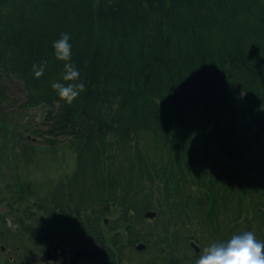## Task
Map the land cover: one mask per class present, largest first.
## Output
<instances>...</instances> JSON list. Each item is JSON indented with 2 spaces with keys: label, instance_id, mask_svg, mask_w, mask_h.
Wrapping results in <instances>:
<instances>
[{
  "label": "trees",
  "instance_id": "obj_1",
  "mask_svg": "<svg viewBox=\"0 0 264 264\" xmlns=\"http://www.w3.org/2000/svg\"><path fill=\"white\" fill-rule=\"evenodd\" d=\"M61 33L85 85L71 105L51 87L63 82ZM11 84L21 108H48L50 134L77 155L48 191L16 177L5 201L44 216L53 206L144 211L159 186L176 212L201 204L188 207L192 221L216 242L245 231L264 242V0H0V107ZM15 114L2 121L6 143L25 129ZM89 175L99 183L87 195ZM16 231L0 214V242Z\"/></svg>",
  "mask_w": 264,
  "mask_h": 264
},
{
  "label": "flooded vegetation",
  "instance_id": "obj_2",
  "mask_svg": "<svg viewBox=\"0 0 264 264\" xmlns=\"http://www.w3.org/2000/svg\"><path fill=\"white\" fill-rule=\"evenodd\" d=\"M1 203L5 204L7 224L13 231L17 229L12 235L17 253L9 255L16 260L13 264H123V260L127 264H195L212 239L209 226L181 219L172 209L53 206L45 208L44 216L36 208L21 209L14 200ZM116 210L127 214L123 217L127 223H114ZM149 211L153 215H147ZM147 218L157 222L142 223ZM23 220L27 232L20 231ZM119 224L123 225L118 228ZM19 243L26 245V252L18 254ZM124 247L127 255L121 253ZM0 250L8 252L1 243Z\"/></svg>",
  "mask_w": 264,
  "mask_h": 264
},
{
  "label": "rangeland",
  "instance_id": "obj_3",
  "mask_svg": "<svg viewBox=\"0 0 264 264\" xmlns=\"http://www.w3.org/2000/svg\"><path fill=\"white\" fill-rule=\"evenodd\" d=\"M7 96V102L0 107V150L2 151V159H0V200L8 198L10 193L6 191L8 190L6 186L9 183L11 184L16 177H19L22 183L31 181L38 184L40 188H42L41 192L48 191L50 187H54L58 181L65 177L67 178L68 175L74 171L77 155L73 148L67 143L68 137L56 139L50 134V127L48 123L44 121V116L48 110L46 106L21 108L20 104L23 95L20 92V88L15 84H11L8 88ZM11 114H15L14 118L17 119L21 125H24L25 129L20 131L19 127L15 126V132L6 143L3 138L2 128H4V126L2 121L3 119L13 121V119L10 118ZM9 134L10 133H8V135ZM84 183L83 191H85V194L89 195L95 190L99 180L97 177L89 175ZM72 190L75 191L74 188ZM161 190L162 192L160 193L159 191ZM191 192L195 194L183 195L181 198L183 204L186 202L185 196L196 197V194H199L196 190H192ZM142 194L145 195L146 193ZM163 196H165V190L158 186L156 189L153 188L151 195L147 196L145 202L152 203L154 208L151 209L153 210L159 208L160 212H169V209H172L179 218L189 219L190 221L194 219L191 209H199L197 207L201 205L196 200H190L191 205H179L180 210L176 212L174 205L170 202H165ZM87 198L88 200L92 199L91 196ZM152 199L154 200L152 201ZM169 203L172 205L169 206ZM188 207H191V209H188ZM0 211H6L5 204L2 205L0 203ZM194 213L198 214L199 212L194 211ZM114 214L117 219L120 216V211L116 210ZM21 217H23V215H21ZM156 222L157 219L147 218L146 220L143 219L142 223L154 225ZM123 232L124 229H121V233ZM214 242L216 241L211 239L209 243L211 244ZM121 253L122 255L124 253L127 255V247H124ZM9 255V250L6 253H0V264H9V261H12ZM123 264H127V260H123Z\"/></svg>",
  "mask_w": 264,
  "mask_h": 264
},
{
  "label": "clouds",
  "instance_id": "obj_4",
  "mask_svg": "<svg viewBox=\"0 0 264 264\" xmlns=\"http://www.w3.org/2000/svg\"><path fill=\"white\" fill-rule=\"evenodd\" d=\"M68 33H61L53 42L54 55L64 62L62 81H53L51 87L60 99L71 105L85 90L83 83H75L80 79L79 70L71 63L72 45ZM47 62L33 65L32 72L39 79L43 76ZM195 264H264V242L259 241L252 231L233 234L228 240L211 243L202 249Z\"/></svg>",
  "mask_w": 264,
  "mask_h": 264
},
{
  "label": "water",
  "instance_id": "obj_5",
  "mask_svg": "<svg viewBox=\"0 0 264 264\" xmlns=\"http://www.w3.org/2000/svg\"><path fill=\"white\" fill-rule=\"evenodd\" d=\"M147 215H153V212L149 211V212L147 213Z\"/></svg>",
  "mask_w": 264,
  "mask_h": 264
}]
</instances>
